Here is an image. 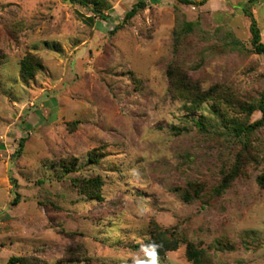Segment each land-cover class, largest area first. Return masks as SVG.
I'll use <instances>...</instances> for the list:
<instances>
[{
    "label": "rangeland",
    "instance_id": "rangeland-1",
    "mask_svg": "<svg viewBox=\"0 0 264 264\" xmlns=\"http://www.w3.org/2000/svg\"><path fill=\"white\" fill-rule=\"evenodd\" d=\"M137 1L107 0V19L89 23V7L63 0H0V264H194L188 244L200 264H264V123L235 137L223 121L243 116L211 101L192 111L167 76L175 65L203 88L256 98L264 58L252 51L247 0H144L124 23ZM252 13L264 42V0ZM183 19L194 28L177 44ZM27 53L43 67L22 82ZM200 116L217 125L200 131ZM238 157V177L212 194ZM72 158L66 173L61 162ZM94 176L102 200L79 191L78 180ZM187 181L204 191L185 200ZM155 232L177 240L156 259Z\"/></svg>",
    "mask_w": 264,
    "mask_h": 264
},
{
    "label": "trees",
    "instance_id": "trees-1",
    "mask_svg": "<svg viewBox=\"0 0 264 264\" xmlns=\"http://www.w3.org/2000/svg\"><path fill=\"white\" fill-rule=\"evenodd\" d=\"M64 2L73 5H82L89 7L91 15L86 17V20L91 23L94 18L99 17L102 20L107 19V15L104 14L103 8L106 6L107 0H63ZM184 5H195V0H176ZM259 0H247L246 4L242 6V12L249 18V31H250V44L252 51L256 54L262 55L264 58V42L261 41L260 29L252 13V7ZM205 3V0H201L198 4ZM146 7L144 0H138L134 3L130 9L125 12L123 19L124 23H127L133 18L139 11L144 10ZM121 25H116L111 33L119 29ZM194 28L193 22H188L185 19L181 20L174 29L175 42L180 43L181 39L191 33ZM238 45V44H237ZM178 46V45H177ZM42 61L32 53L25 54L19 61V76L22 82H27L35 76V74L42 69ZM167 76L169 83L173 90L182 98L185 102L191 106L192 111L196 110L201 104L211 101L215 105L222 106L225 109L230 108L237 115L243 116V121L239 120L237 116L226 118L223 121V127L230 128L234 132L235 137H244L255 132L264 123V89L254 99H240L234 98L230 92L225 89H219L218 85L209 86L203 88L196 82H193L187 78V76L181 72L175 65L169 66L167 69ZM260 112L262 117L254 122H249V116L254 112ZM215 115L218 114L213 111ZM194 125L200 130L205 131L217 125V122L210 123L203 116L198 119L192 120ZM231 125H228L229 123ZM180 131V130H179ZM25 137L18 140V145L15 150L16 155H20L26 143ZM98 154L89 155V161L96 163ZM99 156V155H98ZM77 160L74 158L61 162V167L64 172L68 173L74 171ZM243 168V160L238 157L235 162L230 166L228 170H222L220 177L216 181L215 186L211 188V193L218 196L221 195L231 183L238 177ZM79 191L82 195L95 200H102V186L104 184L100 176L83 177L78 180ZM259 183L264 188V175L259 176ZM205 189L204 183L200 181H187L183 189V198L190 200L194 196H199ZM18 198L15 197L12 203H17ZM149 250L153 252L154 259L158 258L166 250H172L177 247L176 239H169L165 237V233L155 232L147 242ZM201 253L195 249L191 244L186 246V256L188 260L193 261L194 264L201 263ZM28 258L26 257H10L6 264H26ZM155 262V260H154ZM151 264V263H150Z\"/></svg>",
    "mask_w": 264,
    "mask_h": 264
},
{
    "label": "crops",
    "instance_id": "crops-1",
    "mask_svg": "<svg viewBox=\"0 0 264 264\" xmlns=\"http://www.w3.org/2000/svg\"><path fill=\"white\" fill-rule=\"evenodd\" d=\"M262 32V31H261Z\"/></svg>",
    "mask_w": 264,
    "mask_h": 264
}]
</instances>
